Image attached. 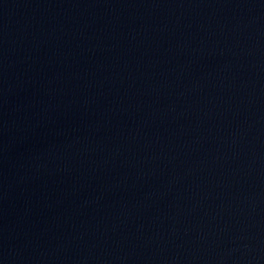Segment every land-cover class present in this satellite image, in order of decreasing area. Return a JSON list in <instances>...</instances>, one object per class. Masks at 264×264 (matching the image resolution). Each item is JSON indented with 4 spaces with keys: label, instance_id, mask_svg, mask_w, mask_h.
<instances>
[{
    "label": "water",
    "instance_id": "water-1",
    "mask_svg": "<svg viewBox=\"0 0 264 264\" xmlns=\"http://www.w3.org/2000/svg\"><path fill=\"white\" fill-rule=\"evenodd\" d=\"M0 264H264V0H0Z\"/></svg>",
    "mask_w": 264,
    "mask_h": 264
}]
</instances>
